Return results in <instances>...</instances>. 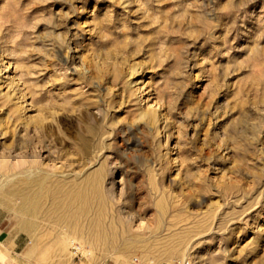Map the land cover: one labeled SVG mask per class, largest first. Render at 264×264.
<instances>
[{"label":"rangeland","instance_id":"rangeland-1","mask_svg":"<svg viewBox=\"0 0 264 264\" xmlns=\"http://www.w3.org/2000/svg\"><path fill=\"white\" fill-rule=\"evenodd\" d=\"M20 161L102 167L126 232L94 248L7 183L0 264H264V0H0V178Z\"/></svg>","mask_w":264,"mask_h":264},{"label":"bare ground","instance_id":"bare-ground-1","mask_svg":"<svg viewBox=\"0 0 264 264\" xmlns=\"http://www.w3.org/2000/svg\"><path fill=\"white\" fill-rule=\"evenodd\" d=\"M23 163V161L19 162L22 166L21 170L19 169L20 172L10 175L8 179L4 177L6 172L4 176L1 173L3 177L1 176L0 178V188L7 183L11 184L9 193L11 196H15L21 201L20 205L14 208L17 214L37 216L44 211L47 217L53 218L55 222L60 225H68L70 227L69 230H67L68 235L83 237L92 247L101 250L117 248L122 236H124L122 232L125 230H119L118 224L111 223L109 226H104L102 223L106 220L104 219L102 221L105 216L108 218L106 215V212H108L106 209L108 205V203L106 205L107 193L105 192L106 194H104L103 192L104 170H102V167L99 170H93L92 173L87 174V172L83 177L76 176L70 179L69 177H55L56 174L54 175L48 172V170L46 171L36 166L34 162L32 164L28 163V166H23ZM47 203H49L50 206L48 210H44ZM6 206L8 207V204ZM21 227L23 229H31L33 228V224L29 221H23L21 222ZM72 243H75V241L72 240ZM57 244L65 247L66 242L62 239H58L56 241V245ZM50 245L51 244H49V246ZM49 246H47L48 250ZM56 248H58V246H56ZM82 248L85 253V248L83 246ZM87 253H90V251L88 250Z\"/></svg>","mask_w":264,"mask_h":264},{"label":"crops","instance_id":"crops-1","mask_svg":"<svg viewBox=\"0 0 264 264\" xmlns=\"http://www.w3.org/2000/svg\"><path fill=\"white\" fill-rule=\"evenodd\" d=\"M0 243L10 252L16 255H22L25 252L26 240L21 232L2 227L0 224ZM102 264H133L120 259L108 260Z\"/></svg>","mask_w":264,"mask_h":264},{"label":"built area","instance_id":"built-area-1","mask_svg":"<svg viewBox=\"0 0 264 264\" xmlns=\"http://www.w3.org/2000/svg\"><path fill=\"white\" fill-rule=\"evenodd\" d=\"M72 252H73V254L75 255V256H79L80 254H82L83 253V248H82V246L80 245V244H78V243H73L72 244Z\"/></svg>","mask_w":264,"mask_h":264}]
</instances>
